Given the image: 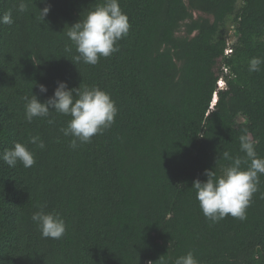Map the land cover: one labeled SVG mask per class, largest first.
Returning <instances> with one entry per match:
<instances>
[{
	"label": "trees",
	"instance_id": "obj_1",
	"mask_svg": "<svg viewBox=\"0 0 264 264\" xmlns=\"http://www.w3.org/2000/svg\"><path fill=\"white\" fill-rule=\"evenodd\" d=\"M0 264H264V0H0Z\"/></svg>",
	"mask_w": 264,
	"mask_h": 264
},
{
	"label": "clouds",
	"instance_id": "obj_2",
	"mask_svg": "<svg viewBox=\"0 0 264 264\" xmlns=\"http://www.w3.org/2000/svg\"><path fill=\"white\" fill-rule=\"evenodd\" d=\"M228 41H230V45H231V47H232V44H233V42L235 41V40H233V41H231L230 39H228ZM227 48H228V46H227ZM226 48V49H227ZM232 52H233V47H232ZM231 52V53H232ZM231 53H227L226 52V50H225V54L227 55V56H229ZM225 86H226V83H225V80L223 79V78H221L219 81H218V87L219 88H221V89H223V88H225ZM216 100H217V96L215 95L214 96V99H213V105L216 103Z\"/></svg>",
	"mask_w": 264,
	"mask_h": 264
},
{
	"label": "rangeland",
	"instance_id": "obj_3",
	"mask_svg": "<svg viewBox=\"0 0 264 264\" xmlns=\"http://www.w3.org/2000/svg\"><path fill=\"white\" fill-rule=\"evenodd\" d=\"M227 28H228V36H229V39L231 41L235 40L236 39V36L234 34V31H233V26L231 24H228L227 25Z\"/></svg>",
	"mask_w": 264,
	"mask_h": 264
},
{
	"label": "built area",
	"instance_id": "obj_4",
	"mask_svg": "<svg viewBox=\"0 0 264 264\" xmlns=\"http://www.w3.org/2000/svg\"><path fill=\"white\" fill-rule=\"evenodd\" d=\"M227 53H231L232 52V47L230 45V41H228V48L226 49Z\"/></svg>",
	"mask_w": 264,
	"mask_h": 264
}]
</instances>
